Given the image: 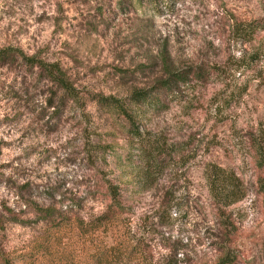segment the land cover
<instances>
[{"label": "rangeland", "instance_id": "rangeland-1", "mask_svg": "<svg viewBox=\"0 0 264 264\" xmlns=\"http://www.w3.org/2000/svg\"><path fill=\"white\" fill-rule=\"evenodd\" d=\"M263 18L264 0H0V49L20 54L0 65V256L264 264V27L236 26ZM103 98L165 142L151 181ZM114 185L124 212L103 219Z\"/></svg>", "mask_w": 264, "mask_h": 264}, {"label": "trees", "instance_id": "trees-1", "mask_svg": "<svg viewBox=\"0 0 264 264\" xmlns=\"http://www.w3.org/2000/svg\"><path fill=\"white\" fill-rule=\"evenodd\" d=\"M264 19V18H263ZM260 21H253L250 23L239 22L236 24L237 30L244 35H252L256 33L260 28L264 27V22L260 24ZM20 54L16 53V51L11 50L10 48L0 49V65L14 61L15 58L19 57ZM24 57V56H23ZM259 57V56H256ZM258 60V58H256ZM253 58V57H252ZM27 60V59H26ZM261 60V58L259 59ZM27 61L34 63V61L28 59ZM253 60L250 59L249 63L240 64L239 67H245L247 70H250L251 62ZM253 63V62H252ZM253 65V64H252ZM252 71H255L252 69ZM188 74L183 71L178 72H171L170 76L166 80H160L158 85L162 88L171 89L170 81L172 78H175L176 81L186 83V78ZM253 78H257V76H253ZM64 88V87H63ZM62 88V89H63ZM146 96L144 91L136 92L134 97L135 100L143 99ZM235 99H238V96H234ZM233 97V98H234ZM102 101L114 109V111H120L125 113V119L129 121V130L130 136L133 137V143L135 150L139 153V163L135 162L131 159L132 156H124L123 163L127 165H132L136 169H139L145 178L146 181H151L157 174L162 173L165 169L166 160L163 158L165 156V152L167 151L165 142H161L158 138H155L151 135V132L144 131L142 132L139 129V126L134 122L133 116L129 114L128 111H125V106L123 103L120 102L117 98H103ZM172 150L174 151H181L182 143H174L172 144ZM110 192L112 194L111 199L113 200L108 209L104 214H102V218L110 219L117 215H121L124 212L123 204L119 202V198L121 196L119 193V186L114 185L110 187ZM33 212L36 216L38 221H45L51 223L52 226H59L62 223L63 215H59V213L49 207H43L37 203H33ZM57 217H59L57 219ZM42 241V240H41ZM25 258V257H24ZM23 255L20 254H13L11 255H1L0 262L1 264H16L19 259H24ZM20 261V260H19ZM230 261V257L227 255L223 258L219 264H226V262ZM104 264H116V262H108V258L103 260Z\"/></svg>", "mask_w": 264, "mask_h": 264}]
</instances>
